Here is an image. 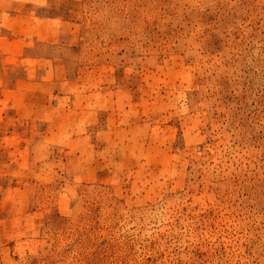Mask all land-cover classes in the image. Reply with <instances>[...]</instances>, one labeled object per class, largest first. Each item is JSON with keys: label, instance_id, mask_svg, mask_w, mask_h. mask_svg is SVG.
<instances>
[{"label": "rangeland", "instance_id": "rangeland-1", "mask_svg": "<svg viewBox=\"0 0 264 264\" xmlns=\"http://www.w3.org/2000/svg\"><path fill=\"white\" fill-rule=\"evenodd\" d=\"M0 264H264V0H0Z\"/></svg>", "mask_w": 264, "mask_h": 264}]
</instances>
